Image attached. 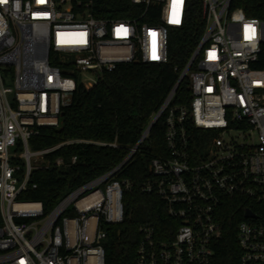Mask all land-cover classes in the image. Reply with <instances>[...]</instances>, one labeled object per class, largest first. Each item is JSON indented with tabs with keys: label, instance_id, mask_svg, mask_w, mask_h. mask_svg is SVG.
Instances as JSON below:
<instances>
[{
	"label": "built area",
	"instance_id": "obj_1",
	"mask_svg": "<svg viewBox=\"0 0 264 264\" xmlns=\"http://www.w3.org/2000/svg\"><path fill=\"white\" fill-rule=\"evenodd\" d=\"M233 2L203 0L205 32L128 156L165 117L168 153L152 159L154 178L143 189L161 197L178 226L173 233L141 226L135 264H217L219 209L235 197L259 208L247 207L244 216L248 209L255 216L238 222L237 264H264V20ZM113 5L119 10L108 13ZM186 5L187 0L0 2V264H106L103 226L124 221L130 183L113 179L118 167L77 188L47 214L43 203L19 197L37 188L32 174L51 165L52 152L80 140L44 149H34L31 140L42 127H60L79 82L90 89L121 63L167 62L170 32L183 26ZM2 67L13 75L16 90L6 85ZM187 76L190 107L174 104ZM188 122L214 133L200 152L191 144ZM55 164L62 167L64 159Z\"/></svg>",
	"mask_w": 264,
	"mask_h": 264
},
{
	"label": "trees",
	"instance_id": "obj_2",
	"mask_svg": "<svg viewBox=\"0 0 264 264\" xmlns=\"http://www.w3.org/2000/svg\"><path fill=\"white\" fill-rule=\"evenodd\" d=\"M233 6L242 8L249 17L264 20V0H234ZM117 10L118 6L113 5L106 11ZM206 25L203 0H187L183 26L170 32L167 62L121 63L114 71L104 72L90 89L79 82L72 103L63 109L60 127H42L31 145L34 149H44L69 140L80 142L52 152L51 165L32 174L31 184H37V188L23 192L19 199L43 203L48 214L77 188L120 167L178 82ZM259 67L264 68V64ZM191 101V79L187 76L176 92L174 104L190 107ZM187 128L191 144L199 152L204 149L205 139L214 135L200 131L192 122H188ZM167 153L163 117L153 126L139 150L114 174L113 179L129 182L130 187L123 197L124 221L103 226L107 233L106 264H135L142 239L141 226L153 224L172 233L178 226L168 215V207L161 197L143 189V183L154 178L152 159ZM60 157L65 162L62 167L55 164ZM74 157L77 161L73 164ZM247 207L259 209L241 197L227 200L219 209L223 237L215 245L217 264L238 263L237 225L244 219ZM72 210L68 214H73Z\"/></svg>",
	"mask_w": 264,
	"mask_h": 264
},
{
	"label": "rangeland",
	"instance_id": "obj_3",
	"mask_svg": "<svg viewBox=\"0 0 264 264\" xmlns=\"http://www.w3.org/2000/svg\"><path fill=\"white\" fill-rule=\"evenodd\" d=\"M4 69L3 71V74H4V79H5V82H6V85L8 87H12L14 88V90H16V86H15V82H14V78H13V75L7 70L6 67H2ZM237 133L236 132H233L231 135H236ZM35 164V163H34ZM106 243V241L104 240L103 241V245Z\"/></svg>",
	"mask_w": 264,
	"mask_h": 264
},
{
	"label": "water",
	"instance_id": "obj_4",
	"mask_svg": "<svg viewBox=\"0 0 264 264\" xmlns=\"http://www.w3.org/2000/svg\"><path fill=\"white\" fill-rule=\"evenodd\" d=\"M63 115V114H62ZM154 124V123H153ZM152 124V125H153ZM128 160H129V158H127L121 165H120V167H119V169L121 168V167H123L127 162H128ZM245 216L246 217H254L255 216V214H254V212L252 211V210H246V213H245Z\"/></svg>",
	"mask_w": 264,
	"mask_h": 264
},
{
	"label": "snow or ice",
	"instance_id": "obj_5",
	"mask_svg": "<svg viewBox=\"0 0 264 264\" xmlns=\"http://www.w3.org/2000/svg\"><path fill=\"white\" fill-rule=\"evenodd\" d=\"M0 2H4V0H0ZM173 3H174V5H175V3H176V0H173Z\"/></svg>",
	"mask_w": 264,
	"mask_h": 264
}]
</instances>
